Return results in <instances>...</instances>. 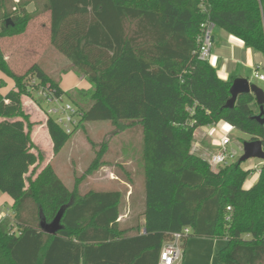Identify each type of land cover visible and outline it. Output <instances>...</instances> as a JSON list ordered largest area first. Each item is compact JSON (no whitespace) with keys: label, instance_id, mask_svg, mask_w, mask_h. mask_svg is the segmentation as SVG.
Segmentation results:
<instances>
[{"label":"trees","instance_id":"obj_1","mask_svg":"<svg viewBox=\"0 0 264 264\" xmlns=\"http://www.w3.org/2000/svg\"><path fill=\"white\" fill-rule=\"evenodd\" d=\"M40 1L16 0L7 9V0H0V36L24 29L34 2L50 13L51 44L71 63L62 73L73 72L90 88L64 91L61 79L39 64L14 73L0 49V73L17 89L0 90V192L13 200L14 212L0 224V264H159L164 243L186 227L189 238L226 240L216 255L220 264H264V165L246 189L251 172L239 162L213 171L191 153L195 131L220 122L264 149L254 95H239L227 108L234 80L221 79L197 54L208 20L264 54V0ZM30 76L80 109L78 127L108 121L120 131L140 128L136 170L114 164L119 178L143 182L142 201L132 195L134 217L119 222L121 190L80 194L51 166L29 173L38 161L22 108L23 81ZM47 128L58 153L71 135L51 118ZM103 153L91 169L106 164ZM63 208L62 230L45 233L42 223Z\"/></svg>","mask_w":264,"mask_h":264},{"label":"rangeland","instance_id":"obj_2","mask_svg":"<svg viewBox=\"0 0 264 264\" xmlns=\"http://www.w3.org/2000/svg\"><path fill=\"white\" fill-rule=\"evenodd\" d=\"M15 3L16 0H7V9ZM39 9L34 2L28 6L29 21L27 26L18 31L15 29L2 34L0 36V49L5 55L7 66L14 73L23 75L32 65L39 64L52 78L62 79V87L65 90H70L79 83L80 79L73 73L63 75L62 71L71 67V63L52 46L50 13L42 12ZM4 11L0 12V24L5 14ZM32 79L33 76H30L23 81L25 93L22 95V108L26 122L30 125L31 139L34 144L33 151L38 156V161L30 168L29 173L33 172L37 175L46 166H51L70 189L77 190L80 194L94 190L112 189L126 193L125 190L118 187L117 181L113 182L116 176L121 177V173L117 168H111V164H119L126 160L127 163H130L128 166V169L131 170L130 174H133V171L136 170L134 161L139 148L142 146L140 128L120 131L122 127L120 128L118 124L113 122H85L69 137L61 151L55 153L47 128H42V125H47L48 121L45 112H43L47 104L40 100L36 88L30 86ZM258 83L259 87L264 90V84ZM80 86L85 87L86 83L84 82ZM0 87L3 94L17 90L14 80L3 73H0ZM76 99L80 100L79 98ZM217 131V137L209 136L207 140L201 141L203 149L209 153H214L217 149L215 141L231 131L232 144L230 148L237 152V159L240 160L244 154L240 147L245 142L250 141L249 135L232 128L227 123H221L217 127ZM200 135L201 133H196L194 141H199ZM100 151H104L102 161L106 164L95 171L91 168L97 158V153ZM262 161L264 160L252 158L242 163L241 166L244 170L252 169ZM258 177L257 172L253 171L244 187L246 189L251 188L257 182ZM142 184L141 179H134L133 191L136 192V196H139L140 191H142ZM76 186H79V189H76ZM0 202H8L6 203L7 206L12 204L11 198L2 192H0ZM124 209L123 206L121 214ZM121 216L124 220H129L135 215L134 213L127 215L128 218H125L126 215ZM191 240L201 241L196 237H192ZM196 252L195 259L200 260L197 264H206L205 253Z\"/></svg>","mask_w":264,"mask_h":264},{"label":"built area","instance_id":"obj_3","mask_svg":"<svg viewBox=\"0 0 264 264\" xmlns=\"http://www.w3.org/2000/svg\"><path fill=\"white\" fill-rule=\"evenodd\" d=\"M214 28L215 25L210 20L202 24V31L198 38L199 49L197 54L198 57L203 61L209 62L210 60L214 44ZM255 78L264 82V74L262 73L256 72ZM30 86L32 88H36V93L40 100L47 104L46 109L43 110L47 118L53 119L67 135H72L80 125V120L83 117L80 109L65 96L57 95L56 91L53 90L50 85L43 86L35 78H33L30 82ZM231 127L235 128L233 126ZM230 133L231 131L220 136L219 139L215 141L217 149L214 153H209L208 151L204 150L201 145V141L198 140L193 141L191 153L204 159L213 171H218L222 167L239 162L240 160L237 159V152L230 148L232 144ZM207 135L209 134L205 133L203 137L206 138ZM210 135L218 136V134L215 132ZM240 148L244 153V146L241 145ZM263 165L264 161L260 162L258 166H255L252 169H247L246 171H250L251 174L253 171H255L257 172L258 176H260ZM228 210H230V208H228ZM13 218L14 212L11 206H7L6 203L0 202V224L6 219L13 220ZM190 235L191 229L189 227L184 228L180 232L171 234L170 238L163 245L159 264H180L183 259L184 242L190 237Z\"/></svg>","mask_w":264,"mask_h":264},{"label":"crops","instance_id":"obj_4","mask_svg":"<svg viewBox=\"0 0 264 264\" xmlns=\"http://www.w3.org/2000/svg\"><path fill=\"white\" fill-rule=\"evenodd\" d=\"M213 39H214V44H213L212 54H211L209 63L216 69L217 74L221 79L235 80L238 78H244V79H248L251 83H254L257 86H259L258 82L264 84V82L255 78L256 72L264 74V54L263 53L252 50L251 48L247 47L242 40L230 34L229 32L225 31L224 29L214 28ZM71 73L73 72H69L66 74H71ZM66 74H63V75H66ZM79 79H80L79 83L76 84L70 90H65V88L62 87V79H61L60 86L64 91H71L76 88L78 89L90 88V84L86 80L81 79V78ZM84 82L86 83V86L81 87L80 85ZM221 123L222 122H220L217 125L200 127L196 130L195 135L196 133L199 132L201 133L199 137V141L207 140V138L211 136L210 134L214 132L218 134L217 127H219ZM42 128H47V125L46 124L42 125ZM47 132H48V128H47ZM205 133L209 134L207 135L206 138L203 137ZM48 136L50 138L49 134ZM128 151H131V150H128ZM119 164L128 168L130 163H127V161L125 160ZM136 165L137 164H136V159H135L134 167H136ZM111 168H115V166L112 165ZM115 181L118 182L117 184L119 188H122L123 190L126 191L125 209H124V212L120 214V215H126L125 216L126 218L127 215H132L133 213H136V208L138 207L136 203H135V208L131 205V202L133 199L132 195L136 193L133 191L135 185H133L130 182H126L125 180L117 176L114 178L113 182ZM138 199L140 203L143 199L142 191H140L139 196H136L135 194V202ZM12 204H13V200H12ZM123 220L124 218L120 216L119 222ZM141 222L144 223L143 217L141 218ZM197 239L201 241L191 240V238H189L188 240L184 242L183 259L180 264L199 263L198 261L200 260L195 259L196 253H197L196 251H199L200 253L204 252L206 256L208 255L207 258L205 256L206 264H220L216 255L221 249H223L226 246V240L224 239H204V238H197ZM189 253L190 255L188 256Z\"/></svg>","mask_w":264,"mask_h":264},{"label":"water","instance_id":"obj_5","mask_svg":"<svg viewBox=\"0 0 264 264\" xmlns=\"http://www.w3.org/2000/svg\"><path fill=\"white\" fill-rule=\"evenodd\" d=\"M231 99L228 101L226 107L233 108L237 98L242 94H253L256 104L259 106V113L254 117L259 123L264 125V90L248 79L238 78L233 81L231 87ZM244 154L241 157L239 164H242L252 158L264 160V149L260 141H247L243 144ZM65 208H63L51 223H42V229L49 235H57L62 230V217Z\"/></svg>","mask_w":264,"mask_h":264}]
</instances>
